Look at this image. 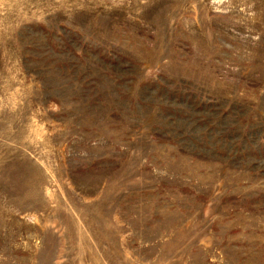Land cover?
<instances>
[{
    "label": "rangeland",
    "instance_id": "1",
    "mask_svg": "<svg viewBox=\"0 0 264 264\" xmlns=\"http://www.w3.org/2000/svg\"><path fill=\"white\" fill-rule=\"evenodd\" d=\"M0 264H264V0H0Z\"/></svg>",
    "mask_w": 264,
    "mask_h": 264
}]
</instances>
